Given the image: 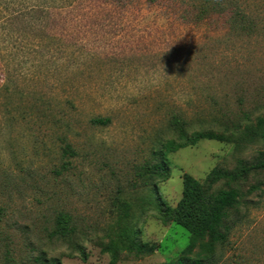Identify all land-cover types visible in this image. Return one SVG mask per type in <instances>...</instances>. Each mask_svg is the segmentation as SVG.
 <instances>
[{
	"label": "rangeland",
	"instance_id": "obj_1",
	"mask_svg": "<svg viewBox=\"0 0 264 264\" xmlns=\"http://www.w3.org/2000/svg\"><path fill=\"white\" fill-rule=\"evenodd\" d=\"M201 1L0 0V264L173 262L189 233L162 221L154 190L173 209L184 174L264 154V0H237L233 26L194 21ZM176 118L227 139L182 145ZM167 140L169 175L151 177ZM230 187L241 197L218 264H264V168ZM130 231L152 252L124 250Z\"/></svg>",
	"mask_w": 264,
	"mask_h": 264
},
{
	"label": "trees",
	"instance_id": "obj_2",
	"mask_svg": "<svg viewBox=\"0 0 264 264\" xmlns=\"http://www.w3.org/2000/svg\"><path fill=\"white\" fill-rule=\"evenodd\" d=\"M237 0H202L201 5L190 7L191 16L194 21L210 20L212 16L219 15L226 18L229 26L237 23H245V13L240 11ZM95 124L106 125L107 119L97 118L92 120ZM173 133L183 142L182 145L191 144L199 139L209 138L224 141L227 139L223 134L212 131L193 132L188 134L187 123L174 119L170 123ZM264 120L260 119L258 125L262 127L260 138L264 143ZM173 141L167 140L160 144L153 152V162L146 164V172L151 177L165 179L169 175L167 160L168 146ZM179 144H177L178 146ZM74 150L66 144L62 148V156L70 158L74 156ZM255 163L238 161L236 167L227 170L221 167H214L206 176L203 182L194 177L184 174L182 177L181 199L176 207L171 209L155 193V204L158 213L164 223L173 222L189 233V242L181 251L180 256L170 263L165 264H218L222 255L217 254L218 248H222L228 241L232 225L229 224L231 212L240 203V192L230 185L239 184L244 181L251 172L264 168V154L260 153ZM225 181L229 188L218 193H213V187L220 181ZM69 217L61 215L57 219L56 233L65 237L70 233ZM135 231L120 234L121 247L135 255H146L152 252V246L141 243L136 238ZM133 236V237H132ZM198 250L194 258V251Z\"/></svg>",
	"mask_w": 264,
	"mask_h": 264
}]
</instances>
